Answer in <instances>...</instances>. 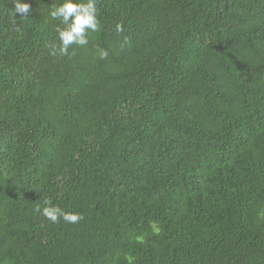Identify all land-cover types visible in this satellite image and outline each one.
Returning <instances> with one entry per match:
<instances>
[{
	"label": "trees",
	"instance_id": "16d2710c",
	"mask_svg": "<svg viewBox=\"0 0 264 264\" xmlns=\"http://www.w3.org/2000/svg\"><path fill=\"white\" fill-rule=\"evenodd\" d=\"M20 2L0 0V264H264V0H95L67 55L63 0Z\"/></svg>",
	"mask_w": 264,
	"mask_h": 264
},
{
	"label": "clouds",
	"instance_id": "9594fccd",
	"mask_svg": "<svg viewBox=\"0 0 264 264\" xmlns=\"http://www.w3.org/2000/svg\"><path fill=\"white\" fill-rule=\"evenodd\" d=\"M15 3V12L21 17H26L29 13L30 5L22 3L20 0H13ZM53 19H60L66 26L59 31V45H51L52 54L67 55L69 47L73 44L84 46L88 43L86 34L88 31H97L99 29L98 10L95 0H86V2H75V0H63L61 4L55 6L49 13ZM119 29V26H117ZM107 52L101 51V58L106 57ZM49 206L41 209L39 206L35 209L41 213L47 220L56 223L63 220L67 223H77L83 217L76 213H67L59 207Z\"/></svg>",
	"mask_w": 264,
	"mask_h": 264
}]
</instances>
